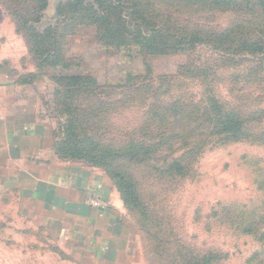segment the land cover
Listing matches in <instances>:
<instances>
[{
  "label": "rangeland",
  "instance_id": "374dc122",
  "mask_svg": "<svg viewBox=\"0 0 264 264\" xmlns=\"http://www.w3.org/2000/svg\"><path fill=\"white\" fill-rule=\"evenodd\" d=\"M34 1L0 0V129L3 130V120L10 124L15 114L20 115L16 123L32 121L33 101L40 111L38 120L47 123L52 134L53 130L57 133L58 122H61L52 112L56 101L49 87L56 72L37 69L31 49L18 31V21L22 20L23 24L25 20L34 18ZM72 1L75 0H47V10L40 18V24L51 25L52 28L63 21L60 24V33L64 32L61 45L70 61L69 71L63 74L91 75L102 84L114 85L128 76L145 80H187L188 85L207 80L212 82L211 87L217 96L233 104L238 103V96L245 98L246 109L251 113L264 106V75L257 72L254 63H240L238 59H234L235 65L222 61L214 63L215 53L202 46L163 57L143 59L136 55L126 56L121 51L97 44L95 27L84 21L80 23V14L74 11L75 6L68 3ZM161 1H152L156 16L162 13ZM83 2L96 6L95 0ZM173 14L187 30L199 28L220 32L231 21V14L207 10L181 8L179 13ZM206 67L213 68L206 72L208 77L205 78L203 71H206ZM194 91L197 98L202 96L201 87H196ZM105 93L110 94L108 100H112L110 98L114 95L119 97V92L112 88L105 90ZM128 114L131 116L126 111L122 115L129 119ZM113 121L116 122V116ZM254 125L257 126H254L256 137L260 136L264 130V120ZM218 140V137H212L195 152L189 153L185 162L190 165L185 177L170 180L158 178L156 173L130 168L128 164L124 167L125 171L133 173L144 202L172 232L168 236V243L163 246L176 258V263L164 254L159 258L153 257L135 225L134 216L123 204L125 222L129 224L132 235L135 234L130 244L126 242L123 246L124 262L120 261L121 254L102 253L103 242L98 240L94 243L95 236L86 238L74 225L61 231L59 227L65 223L53 221L52 228H43L39 225L43 222L40 213L34 215L35 220L32 221L31 183L19 181V175L15 176V170L19 167L13 163L6 165L0 159V264H188L192 258L209 253L216 256L217 261L213 264L263 263L264 225L257 223L259 213H264L263 139L255 143H223ZM193 148L191 145L189 149ZM66 162L90 174L105 176L102 169L91 168L82 162ZM77 171L80 172L79 169ZM106 183L111 185L108 179ZM116 196L122 203L119 193L116 192ZM98 201L102 206L99 210L105 212V202ZM230 206L240 209L239 220H236V213L229 210L224 212V208ZM217 210L228 214V217H214L212 212ZM242 212L246 213L242 215ZM228 221L233 228L226 224ZM248 223L256 224L260 232L241 234L238 229ZM131 227L135 228V232Z\"/></svg>",
  "mask_w": 264,
  "mask_h": 264
},
{
  "label": "trees",
  "instance_id": "16d2710c",
  "mask_svg": "<svg viewBox=\"0 0 264 264\" xmlns=\"http://www.w3.org/2000/svg\"><path fill=\"white\" fill-rule=\"evenodd\" d=\"M152 1L95 0L96 6L83 0L68 3L80 14V23L84 21L95 27L97 44L103 48L144 59L202 46L215 53L214 63L235 65L234 59L240 63L251 62L257 72L264 75V0H162V13L158 16L153 13ZM34 3V18L23 24L22 20L18 21V31L30 47L37 69L56 72L49 85L56 101L52 112L61 120L57 133L53 130L51 134L54 154L65 161L102 169L126 210L134 216L135 225L153 257L164 254L176 263V258L163 246L172 232L144 202L133 173L125 171L124 167L128 164L130 168L170 180L185 177L190 165L185 162L189 153L212 137H218V142L223 143H255L262 139L264 142V130L261 137H256L254 132V123L264 120V106L251 113L246 109L245 98L238 96V103L233 104L217 96L212 82L207 80L188 85L187 80H145L128 76L114 85L102 84L91 75L63 74L70 69V61L61 45L63 21L53 28L40 24L48 7L47 0ZM181 8L231 14V21L220 32L187 30L173 14L179 13ZM257 20L259 22H255ZM212 68L206 67L204 75ZM196 87L202 89L199 98L194 95ZM108 88L119 92V97L114 95L108 100L110 94L105 93ZM125 111L130 112L129 119L122 115ZM115 116L116 122L113 121ZM191 145L194 151L189 149ZM227 210L236 213L239 220L241 211L237 206L224 208V212ZM212 215L218 219L228 217L218 210ZM259 217L257 223L264 225V213L260 212ZM226 224L233 228L230 221ZM238 230L250 235L260 232L252 223ZM216 261V256L209 253L187 263L213 264Z\"/></svg>",
  "mask_w": 264,
  "mask_h": 264
},
{
  "label": "crops",
  "instance_id": "0c3cea01",
  "mask_svg": "<svg viewBox=\"0 0 264 264\" xmlns=\"http://www.w3.org/2000/svg\"><path fill=\"white\" fill-rule=\"evenodd\" d=\"M34 105L32 101V121L16 123L20 115L15 114L12 123L7 124L4 119L3 130L0 129L1 162L19 167L15 176L19 175V181L31 183L32 221L40 213L43 222L39 218V225L43 228H52L57 221L65 223L59 227L61 231L74 225L86 238L95 236L94 243L103 242L102 253L121 254L120 261L124 262L123 246L126 242L130 244L135 234L132 235L125 222L116 190L106 183L105 176L90 174L54 154L50 128L38 120L40 111ZM89 199L104 201L106 211L89 206Z\"/></svg>",
  "mask_w": 264,
  "mask_h": 264
},
{
  "label": "built area",
  "instance_id": "2783aa9c",
  "mask_svg": "<svg viewBox=\"0 0 264 264\" xmlns=\"http://www.w3.org/2000/svg\"><path fill=\"white\" fill-rule=\"evenodd\" d=\"M89 205L96 208V209H100L102 206H101V203L96 199H91L88 201Z\"/></svg>",
  "mask_w": 264,
  "mask_h": 264
}]
</instances>
